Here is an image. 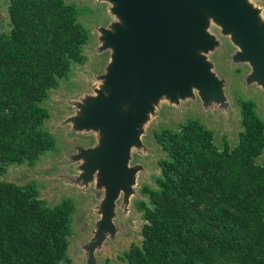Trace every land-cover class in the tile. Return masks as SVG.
<instances>
[{
    "label": "trees",
    "instance_id": "1",
    "mask_svg": "<svg viewBox=\"0 0 264 264\" xmlns=\"http://www.w3.org/2000/svg\"><path fill=\"white\" fill-rule=\"evenodd\" d=\"M10 29L0 32V175L55 150L42 127V101L84 63L89 31L65 0H9ZM238 143L218 148L212 131L188 119L155 135L165 155L156 188L136 201L141 240L123 264H264V122L252 100L239 99ZM74 203L53 206L31 183L0 179V264H72L67 254ZM102 264L113 263L106 259Z\"/></svg>",
    "mask_w": 264,
    "mask_h": 264
},
{
    "label": "rangeland",
    "instance_id": "2",
    "mask_svg": "<svg viewBox=\"0 0 264 264\" xmlns=\"http://www.w3.org/2000/svg\"><path fill=\"white\" fill-rule=\"evenodd\" d=\"M65 1L78 7V20L89 31V38L82 48L86 56L84 63H72L68 76L60 79L58 87L50 89L42 101L49 113L42 127L55 137L57 148L43 154L32 165H9L0 179L20 185L33 184L39 198L49 206L65 199L74 203L67 248L72 264H102L106 259L123 264L119 256L132 243L140 242V229L145 222L136 201L147 197L141 191L143 186L156 188L155 178L160 174L158 160L165 155L155 135L167 129L175 131L184 121L195 119L212 131L218 148L234 147L242 129L239 99L254 101L255 110L264 122V75L257 69L258 77L253 78L252 64L239 58L240 48L234 43L233 30L221 27L216 17L203 10L204 20L197 28L213 38L214 47L206 52L202 46H196L192 53L205 58L215 85L220 87L218 94L205 95L195 80L176 93L166 90L162 92L166 95L158 94L148 106L143 123L136 125L142 130L141 146L130 148L127 167L131 176L127 179L118 171L122 161L116 140L117 125L106 123V130L78 129L88 110L84 105L97 97L96 90L104 86L99 76L106 71L110 59V49L101 50L104 34L127 26L121 9L124 1ZM245 3L256 14L255 22L264 25V0H245ZM8 5L9 0H0V32L11 27ZM86 149H92L90 160L97 159L86 167L88 176H84L82 168L87 156L81 150ZM255 161L264 163V149ZM121 185L112 202L110 229L104 230L91 254L89 247L99 237L95 234L99 220L108 226L109 217L106 213L101 216L105 195L110 199Z\"/></svg>",
    "mask_w": 264,
    "mask_h": 264
},
{
    "label": "water",
    "instance_id": "3",
    "mask_svg": "<svg viewBox=\"0 0 264 264\" xmlns=\"http://www.w3.org/2000/svg\"><path fill=\"white\" fill-rule=\"evenodd\" d=\"M120 1H124L121 9L127 26L125 29L116 27V32L106 31L104 34L105 43L101 50L110 49L106 71L99 76L104 86L96 90L97 97H92L84 105L88 110L78 129L106 130V123L117 125L118 138L115 139L120 145L122 161L118 171L129 179L131 172L127 161L130 148L132 145L141 146L142 130L136 125L143 123L148 106L158 94L166 90L176 93L186 88L190 80L198 81L205 95L218 94L220 87L215 85L205 58H197L192 53L196 46H202L206 52L214 47L213 38L197 28L204 20L202 11L216 17L221 27L233 30L234 43L240 48L239 58L252 64L253 78L258 77L255 74L257 69L264 75V25L255 22L256 14L245 0ZM81 152L87 156L82 168L84 176H88L90 173L85 171L86 167L97 159L90 160L92 149ZM121 187L110 199L105 195L101 216L106 213L109 217L108 226L99 220L95 231L99 237L89 247L91 254L104 230L110 229L112 202Z\"/></svg>",
    "mask_w": 264,
    "mask_h": 264
}]
</instances>
